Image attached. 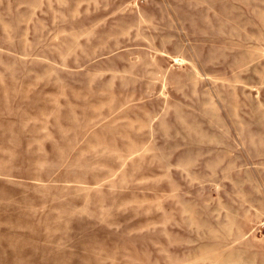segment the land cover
I'll return each instance as SVG.
<instances>
[{"label": "rangeland", "instance_id": "rangeland-1", "mask_svg": "<svg viewBox=\"0 0 264 264\" xmlns=\"http://www.w3.org/2000/svg\"><path fill=\"white\" fill-rule=\"evenodd\" d=\"M264 0H0V264H264Z\"/></svg>", "mask_w": 264, "mask_h": 264}, {"label": "built area", "instance_id": "built-area-1", "mask_svg": "<svg viewBox=\"0 0 264 264\" xmlns=\"http://www.w3.org/2000/svg\"><path fill=\"white\" fill-rule=\"evenodd\" d=\"M263 226H264V224H263Z\"/></svg>", "mask_w": 264, "mask_h": 264}]
</instances>
